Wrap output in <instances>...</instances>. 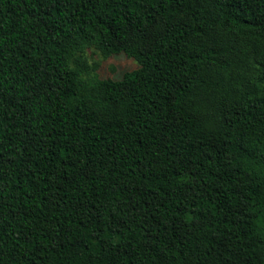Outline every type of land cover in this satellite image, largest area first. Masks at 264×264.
Wrapping results in <instances>:
<instances>
[{"label": "trees", "instance_id": "1", "mask_svg": "<svg viewBox=\"0 0 264 264\" xmlns=\"http://www.w3.org/2000/svg\"><path fill=\"white\" fill-rule=\"evenodd\" d=\"M0 264H264V0H0Z\"/></svg>", "mask_w": 264, "mask_h": 264}, {"label": "rangeland", "instance_id": "2", "mask_svg": "<svg viewBox=\"0 0 264 264\" xmlns=\"http://www.w3.org/2000/svg\"><path fill=\"white\" fill-rule=\"evenodd\" d=\"M70 68L77 70L84 81L93 79L119 80L125 73L137 68V64L123 54L102 57L94 48H86L70 61Z\"/></svg>", "mask_w": 264, "mask_h": 264}]
</instances>
